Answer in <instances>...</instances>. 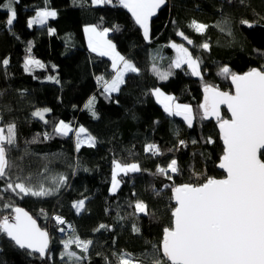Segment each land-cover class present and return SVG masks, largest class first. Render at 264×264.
<instances>
[{"label":"trees","instance_id":"trees-1","mask_svg":"<svg viewBox=\"0 0 264 264\" xmlns=\"http://www.w3.org/2000/svg\"><path fill=\"white\" fill-rule=\"evenodd\" d=\"M8 5L9 0H0V127L7 134L14 124L16 143L7 146L10 177L0 179V220L24 208L50 234L51 246L42 259L0 232V264H119L125 253L138 264H151L157 256L166 259L162 242L164 229L173 226V188L225 177L218 169L224 154L219 121L203 118L200 107L204 87L231 92L230 78L220 74L225 66L240 75L264 69V0H166L151 19L150 42L119 0L108 5H93L91 0H16L17 18L11 26L6 24ZM44 9L55 10L57 16L30 28L29 18ZM193 21L207 25L206 31L197 32ZM87 26L109 29L116 51L138 69L125 76L117 93L105 92L98 83V77L111 80L115 71L110 59L88 49ZM174 43L198 60L201 77L187 66L172 67L178 55ZM29 58L43 67L33 64L26 70ZM4 59L7 66L2 65ZM158 72L170 75L162 80ZM157 88L191 106V127L156 101ZM93 97L95 116L86 107ZM43 109H50L44 120L34 116ZM222 115L228 118L224 110ZM60 121L75 130L83 127L95 146L77 150L72 132H54ZM149 144L158 146L160 154L146 151ZM260 157L264 159V152ZM172 159L178 171L160 174L158 168H167ZM116 162L139 163L141 170L118 175L120 187L112 193ZM17 177L45 187L54 186L60 177L66 181L54 194L36 197L6 190V182ZM81 200L84 208L78 214L74 205ZM137 202L147 205L148 214L135 211ZM57 216L71 232L60 233ZM102 224L107 227L100 229ZM77 236L92 241L86 253L75 244L69 249L84 259H62L63 242Z\"/></svg>","mask_w":264,"mask_h":264},{"label":"snow or ice","instance_id":"snow-or-ice-1","mask_svg":"<svg viewBox=\"0 0 264 264\" xmlns=\"http://www.w3.org/2000/svg\"><path fill=\"white\" fill-rule=\"evenodd\" d=\"M16 0H9V17L6 19L8 26L13 25L17 18V12L13 6ZM75 2V0H74ZM93 5L113 4V0H91ZM166 3V0H119V4L126 8L134 17L135 22L143 29L145 38L149 36V21L156 14L157 9ZM55 10L37 11L35 16L28 20V26L44 25L48 19L55 18ZM241 23L252 27L247 20ZM192 26L199 33L207 29V25L193 21ZM115 30V29H112ZM54 32L53 30H50ZM84 31L88 35V46L93 52H99L102 56H111L113 68L123 62V67L118 70L116 77L109 83L105 81L104 91L111 94L119 91L126 72H137L138 69L115 50V45L106 40L109 29L99 30L97 26H87ZM179 35L184 36L181 32ZM186 40L188 38L184 37ZM191 44L192 41L188 40ZM177 50V58L172 67L181 68L187 64L192 75L200 76L199 62L181 44H172ZM203 48L209 45L204 43ZM9 61L4 59L3 66ZM43 67L32 58L25 63V69L31 65ZM155 70V69H154ZM220 74L230 78L235 86L234 94L220 91L212 85H205L203 118L215 116L219 121V129L224 143V154L219 168L226 171L224 179L207 178L199 184L184 183L173 188L176 207L172 212L174 226L164 229L162 242V256L166 259L155 257L151 264H264V159L260 158L261 150H264V69L253 68L240 75L231 71L227 66L222 67ZM160 79L166 80L170 72H158ZM49 79H53L49 77ZM102 79V78H101ZM59 81L57 80V83ZM157 100L163 104L164 110L170 115H181L192 126L193 110L190 105L175 103V98L167 96L160 89L153 93ZM95 98L90 99L86 107L94 111ZM227 105L231 113L230 119H220L219 107ZM50 109L37 110L34 116L44 120L45 113ZM47 123V121H44ZM5 129L0 127V179L10 177L11 167L7 159V146L16 143L15 125ZM69 124L60 121L54 128V132L67 136L72 132ZM86 130L81 127L76 133V148L79 150L83 143L95 146L93 137L88 136L81 140L80 134ZM45 138L48 134L45 133ZM208 142H212L209 138ZM183 145L184 141H180ZM146 151L160 154L158 146L149 144ZM141 169L138 164L131 163L122 165L115 164V172L112 177V191L115 192L119 185L117 175L123 172L136 173ZM178 171L177 161L172 159L165 167H159L158 172L167 175L168 171ZM171 179V176H168ZM66 181V177H60L54 182V186L45 187L43 184L32 185L30 178L22 180L17 177L16 181L6 182V190L18 194L43 197L58 191L60 184ZM84 201H79L74 207L79 211L83 208ZM14 218L4 216L0 220V232L5 233L19 248L30 249L43 257L47 253L49 238L46 231L37 227L36 221L23 209L15 208ZM135 211L147 213V205L143 202L135 204ZM58 224L65 221L55 217ZM106 225H100L103 229ZM61 232L63 228L59 229ZM99 230V229H97ZM139 231V229H134ZM62 259L68 257L72 261H81L83 256H77L70 251L72 244L87 252L92 244L91 240H81L78 236L65 240ZM119 264H138L131 254H123L119 257Z\"/></svg>","mask_w":264,"mask_h":264},{"label":"rangeland","instance_id":"rangeland-1","mask_svg":"<svg viewBox=\"0 0 264 264\" xmlns=\"http://www.w3.org/2000/svg\"><path fill=\"white\" fill-rule=\"evenodd\" d=\"M47 10H51V9H47ZM35 16V15H34ZM34 16H32V17H30L29 18V20L30 19H32ZM50 19H52L51 17L48 19V21L50 20ZM151 19L152 18H150V21H149V36H148V38L147 39H149V37H150V27H151ZM47 21V22H48ZM47 24V23H46ZM45 25V24H44ZM44 25H33L32 27H30V28H33V27H35V26H38V27H41V26H44ZM109 33L110 32H108V35L105 37V39L106 40H109V41H111L110 39H109ZM86 35H87V33H86ZM87 42H88V35H87ZM112 42V41H111ZM112 44H113V42H112ZM115 50H116V48H115ZM117 52V51H116ZM177 52V51H176ZM195 59V58H194ZM120 62L118 63V67L117 68H113V70L117 73L118 72V69H120ZM133 64V63H132ZM183 66H187L190 70H191V68L187 65V64H185V65H183ZM199 69H200V63H199ZM192 71V70H191ZM129 72H126L125 74H124V76H123V79H124V77L128 74ZM200 73H201V75L200 76H195V77H197V78H199V77H201L202 76V72H201V70H200ZM162 92V91H161ZM165 95H167V94H165ZM167 96H171V95H167ZM157 99V98H156ZM163 108H164V106H163V104H161L158 100H156ZM175 103H177V102H175ZM179 104V103H178ZM181 105H183V104H181ZM168 113V112H167ZM178 117H180V118H182V119H184V117L183 116H181V115H177ZM185 120V119H184ZM186 121V120H185ZM187 122V121H186ZM72 133L74 134V140H75V144L77 143V136H76V133L78 132V130H75L74 128H72ZM71 133V132H70ZM69 133V134H70ZM80 138H81V140H86V138L84 137V136H82V133L80 134ZM84 144H88V143H84ZM83 145V144H82ZM136 164H138L139 165V163H136ZM139 167H140V165H139ZM114 172H115V169H114ZM121 173H123V172H120L118 175H120ZM129 173H132V172H129ZM118 175H117V180L119 181V179H118ZM119 187H120V181H119V185H118V187H117V190L119 189ZM117 190L115 191V192H113L112 191V187H111V191H112V193H116L117 192ZM83 208H84V205H83ZM83 208L81 209V210H77L76 209V211H77V213L78 214H80L82 211H83ZM54 220H55V217H54ZM56 221V220H55ZM56 224L60 227V228H63L64 230H65V224H58L57 223V221H56Z\"/></svg>","mask_w":264,"mask_h":264},{"label":"water","instance_id":"water-1","mask_svg":"<svg viewBox=\"0 0 264 264\" xmlns=\"http://www.w3.org/2000/svg\"><path fill=\"white\" fill-rule=\"evenodd\" d=\"M230 82H231V80H230ZM231 87H232V89H231V92H229L230 94H234V92H235V86L231 83ZM204 94V97H205V92L203 93ZM225 111L226 113H227V115H228V118H226V119H230L231 118V113H230V111H229V109L227 108V105H225V104H221L220 105V107H219V112H220V119L222 120V117H223V115H222V111ZM210 118H214V119H216L217 120V118L215 117V116H210ZM0 124H1V122H0ZM218 131H219V133H220V129H219V123H218ZM220 136L222 137V134L220 133ZM222 142H223V138H222ZM223 147H225L224 146V143H223ZM262 152H264V150H261V153ZM223 158V157H222ZM261 158V157H260ZM222 162V159H221V161H220V163ZM219 163V164H220ZM219 164H218V169L220 170V172H222L223 174H225V177L224 178H226V176H227V173H226V171L225 170H223V169H221V168H219ZM18 191V190H17ZM172 196H173V202H174V204H175V206H177L176 205V201H175V199H174V192H173V194H172ZM19 208H21V207H19ZM21 209H23L25 212H27L24 208H21ZM28 213V212H27ZM29 214V213H28ZM30 215V214H29ZM14 216H15V212H14ZM14 216L12 217V218H14ZM31 216V215H30ZM32 217V216H31ZM33 218V217H32ZM34 219V218H33ZM35 220V219H34ZM36 221V220H35ZM36 224H37V227L38 228H40L39 227V224L37 223V221H36ZM173 226H174V218H173ZM41 229V228H40ZM42 231H44L43 229H41ZM48 233V232H47ZM9 238V237H8ZM48 238H49V245H48V249H47V253L43 256V257H41L40 256V254L39 253H36V252H33V253H36V254H38L42 259H45L47 256H48V253H49V251H50V246H51V236H50V234L48 233ZM10 239V238H9ZM11 240V239H10ZM12 241V240H11ZM13 242V241H12ZM26 250H28V251H30V252H32L30 249H26Z\"/></svg>","mask_w":264,"mask_h":264},{"label":"crops","instance_id":"crops-1","mask_svg":"<svg viewBox=\"0 0 264 264\" xmlns=\"http://www.w3.org/2000/svg\"><path fill=\"white\" fill-rule=\"evenodd\" d=\"M165 5V4H164ZM164 5H162L159 9H157V11H156V13L164 6ZM154 16V15H153ZM152 16V17H153ZM151 17V18H152ZM146 39V41L147 42H150V37H149V39H147V38H145ZM86 42H87V35H86ZM87 47H88V49L91 51V52H93L90 48H89V46H88V42H87ZM173 48V47H172ZM175 49V48H174ZM176 50V49H175ZM177 51V50H176ZM94 53H97V54H99V52H94ZM100 55V54H99ZM102 56V55H101ZM120 56H122V55H120ZM104 57H106V58H108V59H110L111 60V62H112V67H113V59H112V57L111 56H104ZM125 59V58H124ZM126 60V59H125ZM127 61V60H126ZM120 69L123 67V62L121 61L120 62ZM134 65V64H133ZM119 70V69H118ZM116 75H117V73L115 72L114 73V76L112 77V79L111 80H109V81H107V80H105V79H103L102 77V79L100 78V77H98L97 78V80H98V83L100 84V87L101 88H105V81H107V82H111L115 77H116ZM124 79H125V77H124ZM124 79H123V82H124ZM123 84V83H122ZM122 84H120V86H119V89H120V87L122 86ZM118 91H116V92H112V93H117ZM155 96V95H154ZM155 99H156V96H155ZM157 100V99H156ZM184 120V119H183ZM185 121V120H184ZM187 123V122H186ZM82 136H84L86 139H87V137L88 136H90L89 134H87L86 132L85 133H82ZM95 140V139H94ZM95 144H96V140H95ZM83 146H89L88 144H84L83 143V145H81L80 146V148L81 147H83Z\"/></svg>","mask_w":264,"mask_h":264},{"label":"built area","instance_id":"built-area-1","mask_svg":"<svg viewBox=\"0 0 264 264\" xmlns=\"http://www.w3.org/2000/svg\"><path fill=\"white\" fill-rule=\"evenodd\" d=\"M117 1H118V0H113V3H116ZM64 224H65V227H64L65 230H64L63 232L60 231V233H61V234H65L66 231H67V232H68V231L71 232L72 229H71L70 225H69V224H66V223H64Z\"/></svg>","mask_w":264,"mask_h":264}]
</instances>
